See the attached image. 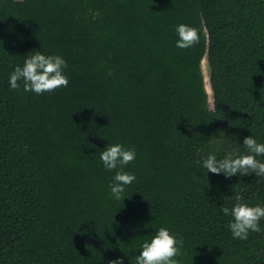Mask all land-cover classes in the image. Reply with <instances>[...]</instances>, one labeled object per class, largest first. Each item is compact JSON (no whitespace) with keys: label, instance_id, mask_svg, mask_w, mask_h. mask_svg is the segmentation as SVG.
I'll return each instance as SVG.
<instances>
[{"label":"trees","instance_id":"obj_1","mask_svg":"<svg viewBox=\"0 0 264 264\" xmlns=\"http://www.w3.org/2000/svg\"><path fill=\"white\" fill-rule=\"evenodd\" d=\"M181 23L198 44L176 47ZM37 51L67 61V87H10ZM249 135L264 143V0H0V264H136L160 227L181 264H264V219L239 239L222 211L264 207V177L202 167ZM109 143L136 151L120 200Z\"/></svg>","mask_w":264,"mask_h":264},{"label":"clouds","instance_id":"obj_2","mask_svg":"<svg viewBox=\"0 0 264 264\" xmlns=\"http://www.w3.org/2000/svg\"><path fill=\"white\" fill-rule=\"evenodd\" d=\"M178 40L176 47L190 48L199 43V30L187 24L176 26ZM68 67L67 61L59 55H45L37 51L27 56L23 66H16L9 76V84L13 90H19L23 82L24 92H34L37 95L45 92H54L58 88L68 86V78L64 69ZM245 154H239L233 149L223 158L217 159L215 152L209 153L202 160V167L213 174L223 173L227 177L233 175H248L255 173L256 177H264V162L258 156H264V143H258L252 136L243 140ZM136 158V151L126 148L120 143L111 144L100 153V160L108 171L115 170L112 183L109 185L111 195L117 199H124L125 187L131 185L136 179L135 175L126 172L125 166ZM235 204L229 208L223 207L225 216L231 215L233 220L229 228L234 238L247 239L249 232H260V221L264 219V207L250 206L244 202L242 196L235 197ZM183 239L167 227H160L150 241H144L140 254L136 256V264H181L176 258L182 255ZM108 264H124L123 258L109 260Z\"/></svg>","mask_w":264,"mask_h":264},{"label":"rangeland","instance_id":"obj_3","mask_svg":"<svg viewBox=\"0 0 264 264\" xmlns=\"http://www.w3.org/2000/svg\"><path fill=\"white\" fill-rule=\"evenodd\" d=\"M201 70H202V74H203V79H205V77H207L208 81H207V92H208V103L209 106L212 107V93H211V89H210V85H209V65L207 63L206 57H204L201 61ZM205 84V81H204Z\"/></svg>","mask_w":264,"mask_h":264},{"label":"bare ground","instance_id":"obj_4","mask_svg":"<svg viewBox=\"0 0 264 264\" xmlns=\"http://www.w3.org/2000/svg\"><path fill=\"white\" fill-rule=\"evenodd\" d=\"M204 81H205V88L207 89V81H208L207 77H205Z\"/></svg>","mask_w":264,"mask_h":264},{"label":"water","instance_id":"obj_5","mask_svg":"<svg viewBox=\"0 0 264 264\" xmlns=\"http://www.w3.org/2000/svg\"><path fill=\"white\" fill-rule=\"evenodd\" d=\"M212 93V92H211Z\"/></svg>","mask_w":264,"mask_h":264}]
</instances>
